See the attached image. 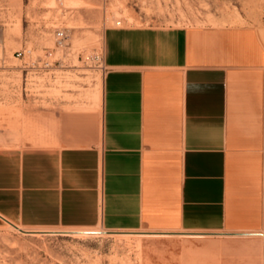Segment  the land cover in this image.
I'll return each instance as SVG.
<instances>
[{
    "label": "crops",
    "instance_id": "crops-1",
    "mask_svg": "<svg viewBox=\"0 0 264 264\" xmlns=\"http://www.w3.org/2000/svg\"><path fill=\"white\" fill-rule=\"evenodd\" d=\"M102 63L89 99L46 95L57 61L47 69L39 143L0 148V222L182 238L201 264H264L256 28L111 27Z\"/></svg>",
    "mask_w": 264,
    "mask_h": 264
},
{
    "label": "rangeland",
    "instance_id": "rangeland-1",
    "mask_svg": "<svg viewBox=\"0 0 264 264\" xmlns=\"http://www.w3.org/2000/svg\"><path fill=\"white\" fill-rule=\"evenodd\" d=\"M219 25L256 28L264 42V0H0V148L39 143L43 60L57 61L46 95L71 99V89L89 99L108 28ZM57 31L66 32L63 47ZM99 231L38 235L0 222V264L202 263L200 242Z\"/></svg>",
    "mask_w": 264,
    "mask_h": 264
},
{
    "label": "built area",
    "instance_id": "built-area-1",
    "mask_svg": "<svg viewBox=\"0 0 264 264\" xmlns=\"http://www.w3.org/2000/svg\"><path fill=\"white\" fill-rule=\"evenodd\" d=\"M56 39H57V44L60 47H63L65 45V40H66V32L65 31H57L56 33ZM22 56V53H18V57ZM95 59H99L96 57ZM42 66L40 67L41 75L46 76L47 75V69L52 68L53 64L48 61V59L42 61ZM46 79V77L44 78Z\"/></svg>",
    "mask_w": 264,
    "mask_h": 264
},
{
    "label": "bare ground",
    "instance_id": "bare-ground-1",
    "mask_svg": "<svg viewBox=\"0 0 264 264\" xmlns=\"http://www.w3.org/2000/svg\"><path fill=\"white\" fill-rule=\"evenodd\" d=\"M9 224H10V227H13V228H16L17 230H23V229H21L20 227H17L16 225H14V224H11L10 222H9ZM27 232V231H26ZM30 232H33V234H38L39 235V231H30ZM41 232V231H40ZM50 232V231H49ZM63 233H67V234H71V235H73V236H89L90 234H91V232H93V231H62ZM42 233V232H41ZM50 233H54V232H50ZM95 233V232H94ZM105 232H102V234H104ZM130 234V233H129ZM128 234V235H129ZM94 235H96V234H94ZM126 235V234H125ZM130 235H132V234H130ZM99 236V235H98Z\"/></svg>",
    "mask_w": 264,
    "mask_h": 264
}]
</instances>
